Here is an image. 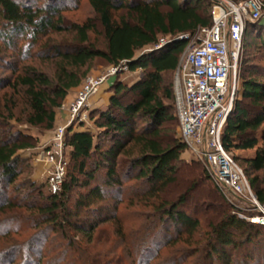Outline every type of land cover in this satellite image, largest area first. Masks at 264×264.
Here are the masks:
<instances>
[{
	"label": "trees",
	"instance_id": "1",
	"mask_svg": "<svg viewBox=\"0 0 264 264\" xmlns=\"http://www.w3.org/2000/svg\"><path fill=\"white\" fill-rule=\"evenodd\" d=\"M44 1L0 0V264H264V226L238 218L207 172L226 206L211 216L203 212L206 231L195 243L200 219L188 213L186 194L162 199L186 151L176 136L172 106L164 103L171 101L164 76L175 73L186 46L176 38L212 26V3L86 0L102 30L99 49L90 42L91 21L65 26L62 0ZM254 26L259 23H246L242 48ZM160 39L170 41L155 48ZM147 47L152 50L136 56ZM95 58L141 74L130 86L113 84L108 105L94 121L97 135L66 129L67 169L58 193H44L29 179L15 184L24 162L19 152L37 145L31 131L54 129L57 111ZM240 69L239 97L221 145L242 165L264 205V67L244 58ZM101 139L109 145L102 148ZM251 150L250 157L235 154ZM97 229L105 238L95 242ZM190 246L199 248H183Z\"/></svg>",
	"mask_w": 264,
	"mask_h": 264
},
{
	"label": "built area",
	"instance_id": "2",
	"mask_svg": "<svg viewBox=\"0 0 264 264\" xmlns=\"http://www.w3.org/2000/svg\"><path fill=\"white\" fill-rule=\"evenodd\" d=\"M263 1L214 0L212 26L201 29L196 44L179 59L173 81L178 139L203 164L227 202L236 210V202L246 205L249 215L243 219L257 226H264V205L253 195L241 168L223 149L221 135L239 90L237 68L246 23L259 21ZM168 41L161 39L155 48ZM118 71L119 67L112 66L106 74L86 79L66 108L67 119L56 128L53 145L44 158L42 176L52 194L60 191L65 173L66 129L73 126L108 77Z\"/></svg>",
	"mask_w": 264,
	"mask_h": 264
},
{
	"label": "rangeland",
	"instance_id": "3",
	"mask_svg": "<svg viewBox=\"0 0 264 264\" xmlns=\"http://www.w3.org/2000/svg\"><path fill=\"white\" fill-rule=\"evenodd\" d=\"M31 1L36 2L39 5H43L45 2L44 0H31ZM209 1L213 4L214 0H209ZM225 1H230V0H225ZM62 3L67 8V10L63 12V16L65 18V26L71 23L82 24L86 21H91L95 26H94V33H89L90 42L93 43L97 48L103 49L104 48V38L102 35V30L99 24H97V22L95 21V16L93 12L91 11L89 5L87 4V1L86 0H62ZM211 10H212V6H211ZM258 23H259V26H254V28H252L251 30L250 29L247 30L246 39H245L246 46L242 48L243 53L242 52L240 53L238 68H237V79L239 82V88H240V79H241V73H242L240 69V62L242 59L246 58L249 64L264 67V46L260 43V38L258 39L259 35L264 37V1H263V7L261 8V17L259 21L256 22V24ZM52 37H55V36H52ZM199 37H200V32H197L194 36H188L185 39L187 41L186 46L183 52L181 53V55L179 56V59L185 53H187V51L191 47H193L196 44L197 39ZM63 39L64 41H70V36L65 35ZM151 50L152 48L150 47L144 48L143 50L138 51L136 53V56H140L144 53L150 52ZM112 66L113 65H108L102 59H98V58L93 59L87 67L82 69V72H85V77L83 78L79 86L75 89H72L68 93L67 96L73 94L74 95L72 99L73 101L75 98L76 92L78 91L79 87L82 85V83L86 79L90 77H97V76L104 75ZM0 73L4 74V71L0 70ZM140 74H141L140 69H136L135 71H129L125 65L121 64L119 66V71L116 72L113 76L108 77V79L101 86L98 92L89 99L86 107L84 108V110H82V114H80V117L79 118L77 117L76 121L73 122V126H69V127L77 128L80 125H82L85 127V129H88L93 134L97 135L98 130H96L94 121L97 119L99 111H101L104 107L108 105L109 100L112 96L113 84L118 81L124 85L130 86L137 81ZM164 79H165V83L170 84L169 90L171 92V101L170 102L164 101V103H169L172 106L171 113L175 119L174 124L177 125L176 111L174 108L175 99H173L174 97V92H173L174 73H171L167 76L165 75ZM130 97L131 95L127 97L125 102L128 101ZM236 97H239V96L237 95ZM69 104L63 101L60 109L57 111V114L62 115L63 113H66V108L68 107ZM63 124L64 123H61L58 125L56 124L52 131H45V132H40L38 130L31 131L32 135L37 137V145L33 149L19 152L20 157L24 162L20 167L21 172L18 178L16 179L15 184L21 183L25 179H29L31 182L35 183L36 185L43 186L44 193L50 192L48 186L45 183V180L42 174L35 175V170H34L35 165L34 164L35 162L38 163L39 161L40 162L42 161V166L45 169L46 167L45 161H44L45 155L48 151L50 152L51 150V147L53 145V137H54L56 128ZM166 125L167 124H165V126ZM49 133H52L51 140L45 144H41V138L44 135L49 134ZM176 136H177V126H176ZM97 137H99V135ZM100 144L102 148L109 145L108 142L104 141L103 139H101ZM68 152H69V149L65 146V149L63 150V161L65 163V173L67 169ZM249 153L250 152H246L245 154L241 152H236L235 154L239 156H244V155H249ZM123 158L125 159V157ZM237 164L239 165V167L242 168V165L239 162ZM178 166H179V170L176 174V182L166 188L162 199L167 200V201H174L178 196L186 194L188 198V202H187L188 213L190 215H194L196 212V214L198 215L200 219L199 232L198 234L194 235L193 241H192L193 243H195L194 241L199 240L201 238L200 235H202V233L206 231V227H205L206 221L204 220L205 219L203 217L204 215L202 216L203 212H206L207 216L214 215L219 210L217 207L220 204L221 205L223 204L226 206V203H225L226 201L223 202L221 200L218 193L215 191L213 185L210 183V181L206 177V171L204 169L203 164L199 160L195 159L188 151H185L183 153L182 160L180 164H178ZM65 173H64V176H65ZM98 175H97V178H99ZM77 191H79L77 190V188L74 189L73 196L70 202L71 209L73 208V203H74V200L76 199L75 193ZM229 205L233 207L232 204H229ZM236 205L238 206L237 210L235 209L236 207L235 208L233 207V209L235 213L237 214L238 218L242 217L240 219H243L244 217H247L249 215V212L246 210V205L242 203H237V202H236ZM110 224H112V222L105 223L99 226L98 229L100 228L103 229L104 227H108ZM98 229L92 235V240H96L95 242H97L99 239L105 238V235H104L105 233L102 231L99 232ZM171 231H172L171 235H173L174 230H171ZM76 237L77 239L78 238L81 239V236L79 235ZM183 248H188L190 250L195 251L194 249H198L199 247L190 246V247H183ZM251 249L253 251H256L257 249H260V247H252ZM195 256L196 255H194L193 258H190V261L193 262L195 259Z\"/></svg>",
	"mask_w": 264,
	"mask_h": 264
},
{
	"label": "crops",
	"instance_id": "4",
	"mask_svg": "<svg viewBox=\"0 0 264 264\" xmlns=\"http://www.w3.org/2000/svg\"><path fill=\"white\" fill-rule=\"evenodd\" d=\"M73 94H71V95H69V96H67L66 97V99L64 100V102H66L67 104H69L71 101H72V99H73ZM98 108V107H97ZM58 117H59V119H58ZM66 119H67V115H66V113H63L62 115H60V114H57L56 115V118H55V125L57 124H61V123H65L64 122V120L66 121ZM85 129V127L84 126H82V125H80L79 127H77V128H74V130H76V131H82V130H84ZM51 138H52V133H49V134H46V135H44L42 138H41V144H45V143H47L48 141H50L51 140ZM239 152H241V153H246V152H250L249 153V155H244V156H241V157H250V156H252L253 155V153H254V151H239ZM35 168H34V170H35V175H41V174H43V171H44V168H43V166H42V161L40 162H38V163H36L35 162Z\"/></svg>",
	"mask_w": 264,
	"mask_h": 264
}]
</instances>
